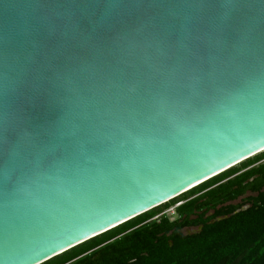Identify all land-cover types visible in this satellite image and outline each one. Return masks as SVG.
<instances>
[{"label": "water", "instance_id": "1", "mask_svg": "<svg viewBox=\"0 0 264 264\" xmlns=\"http://www.w3.org/2000/svg\"><path fill=\"white\" fill-rule=\"evenodd\" d=\"M263 151L264 0H0V264Z\"/></svg>", "mask_w": 264, "mask_h": 264}, {"label": "trees", "instance_id": "2", "mask_svg": "<svg viewBox=\"0 0 264 264\" xmlns=\"http://www.w3.org/2000/svg\"><path fill=\"white\" fill-rule=\"evenodd\" d=\"M262 159L264 152L240 167ZM238 172L232 167L181 194L195 196L176 208L177 219L148 221L157 206L42 264H264V160ZM186 226L201 228L184 235Z\"/></svg>", "mask_w": 264, "mask_h": 264}, {"label": "rangeland", "instance_id": "3", "mask_svg": "<svg viewBox=\"0 0 264 264\" xmlns=\"http://www.w3.org/2000/svg\"><path fill=\"white\" fill-rule=\"evenodd\" d=\"M264 152V151H263ZM260 154V153H259ZM251 158H253V157H251ZM264 159H262V160H260L259 162H256V163H253L252 165H250V166H248L247 168H245V169H248V168H250V167H252V166H254V165H257L258 163H260L261 161H263ZM241 164V163H240ZM240 164H237L236 166H234V167H236V168H238L239 169V172L238 173H240V172H242V171H244L245 169H242L241 167H240ZM247 195H249V193H246L243 197H245V196H247ZM195 195H193V196H184V195H181V196H179V197H177L176 198V200L174 201V202H168L167 204V206H164V205H161V206H159L158 207V210L155 212V214L152 216V217H154V216H157V215H160V214H162L161 216H165L166 218H168L169 220H174L175 218H177L178 217V213H177V210H176V208L180 205V204H182V203H184V202H186L187 200H189V199H191L192 197H194ZM243 199H239V201H242ZM238 201V200H237ZM236 201V202H237ZM238 201V202H239ZM161 216H159V218L161 217ZM152 217H150V218H152ZM150 218L148 219V220H150ZM196 230V228L195 227H192V228H188V229H184L183 231L184 232H187V233H192V232H194Z\"/></svg>", "mask_w": 264, "mask_h": 264}, {"label": "flooded vegetation", "instance_id": "4", "mask_svg": "<svg viewBox=\"0 0 264 264\" xmlns=\"http://www.w3.org/2000/svg\"><path fill=\"white\" fill-rule=\"evenodd\" d=\"M249 194H250V193H249ZM237 202H238V201H237ZM211 213H212V211H209V212L206 214V216L210 215ZM175 219H177V218H175ZM192 227H195V228H196V230H195L194 232H192V233H187V232H184V231H183L184 229H188V228H192ZM200 228H201V226H186V227L182 228V233H183L184 235H191V234H194V233L198 232Z\"/></svg>", "mask_w": 264, "mask_h": 264}, {"label": "built area", "instance_id": "5", "mask_svg": "<svg viewBox=\"0 0 264 264\" xmlns=\"http://www.w3.org/2000/svg\"><path fill=\"white\" fill-rule=\"evenodd\" d=\"M161 215H162V214L157 215V216H154V217L150 218V220H158V219H159V216H161ZM150 220H148V221H150Z\"/></svg>", "mask_w": 264, "mask_h": 264}]
</instances>
